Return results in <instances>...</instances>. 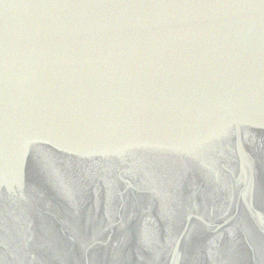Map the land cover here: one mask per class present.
Returning a JSON list of instances; mask_svg holds the SVG:
<instances>
[{"label": "water", "instance_id": "obj_1", "mask_svg": "<svg viewBox=\"0 0 264 264\" xmlns=\"http://www.w3.org/2000/svg\"><path fill=\"white\" fill-rule=\"evenodd\" d=\"M0 264H264V0H0Z\"/></svg>", "mask_w": 264, "mask_h": 264}]
</instances>
